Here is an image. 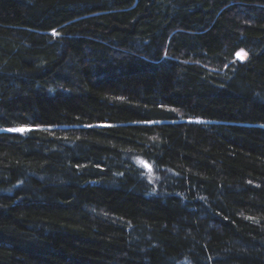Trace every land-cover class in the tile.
<instances>
[{
	"label": "trees",
	"instance_id": "obj_1",
	"mask_svg": "<svg viewBox=\"0 0 264 264\" xmlns=\"http://www.w3.org/2000/svg\"><path fill=\"white\" fill-rule=\"evenodd\" d=\"M0 264H264V0H0Z\"/></svg>",
	"mask_w": 264,
	"mask_h": 264
},
{
	"label": "snow or ice",
	"instance_id": "obj_2",
	"mask_svg": "<svg viewBox=\"0 0 264 264\" xmlns=\"http://www.w3.org/2000/svg\"><path fill=\"white\" fill-rule=\"evenodd\" d=\"M53 34L56 35L55 31H53ZM247 54L246 53H237V56L240 58V59H244V57L246 56ZM144 123H152L151 121H146ZM32 129L30 128H27V127H17V128H13V129H10L9 131H12V132H17V133H24L25 131H30Z\"/></svg>",
	"mask_w": 264,
	"mask_h": 264
},
{
	"label": "rangeland",
	"instance_id": "obj_3",
	"mask_svg": "<svg viewBox=\"0 0 264 264\" xmlns=\"http://www.w3.org/2000/svg\"><path fill=\"white\" fill-rule=\"evenodd\" d=\"M237 53H241V54L246 53L247 54V52L244 50H240ZM236 56H237V54H236ZM246 56L244 58H246ZM237 58H239V57L237 56ZM139 161L144 166V168L147 170L148 174L151 176L154 172L152 164L148 161H145V160H139Z\"/></svg>",
	"mask_w": 264,
	"mask_h": 264
}]
</instances>
